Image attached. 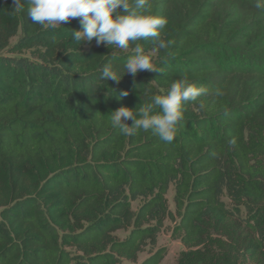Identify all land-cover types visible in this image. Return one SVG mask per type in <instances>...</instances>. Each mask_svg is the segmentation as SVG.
Returning a JSON list of instances; mask_svg holds the SVG:
<instances>
[{"label": "trees", "instance_id": "trees-1", "mask_svg": "<svg viewBox=\"0 0 264 264\" xmlns=\"http://www.w3.org/2000/svg\"><path fill=\"white\" fill-rule=\"evenodd\" d=\"M255 5L151 0L168 21L166 49L148 38L86 50L71 38L80 18L44 27L28 0L23 9L0 0V264H137L167 219L186 247L177 264H264V7ZM137 43L157 72L125 74ZM109 62L118 83L100 78ZM184 75L207 93L184 105L171 143L111 126L112 112L151 102Z\"/></svg>", "mask_w": 264, "mask_h": 264}, {"label": "clouds", "instance_id": "clouds-1", "mask_svg": "<svg viewBox=\"0 0 264 264\" xmlns=\"http://www.w3.org/2000/svg\"><path fill=\"white\" fill-rule=\"evenodd\" d=\"M255 6L264 7V0H256ZM23 8L24 0H14V9ZM27 11L34 24L51 28L80 18L82 28L72 30L71 37L80 46L94 39L97 45H114L118 49H128L130 42L148 38L159 49H166L171 43L161 38L168 21L151 12V0H28ZM124 68L125 74L133 77L142 71H158L152 57L138 43ZM100 78L118 83L122 77L109 62L103 65ZM206 93V88L190 82L184 75L175 80L166 93L153 95L151 102L136 109L121 107L112 112L110 123L124 135H133L137 130L151 131L159 140L171 143L183 120L184 105ZM127 95V91L120 94L121 98ZM200 106L204 107L203 104ZM129 120L133 122L131 126L127 123ZM230 143H235V140Z\"/></svg>", "mask_w": 264, "mask_h": 264}, {"label": "rangeland", "instance_id": "rangeland-1", "mask_svg": "<svg viewBox=\"0 0 264 264\" xmlns=\"http://www.w3.org/2000/svg\"><path fill=\"white\" fill-rule=\"evenodd\" d=\"M18 39L19 37L13 38L11 40V44H14ZM92 46H97V43H87L85 49L88 50ZM167 197H168V203H169L170 209L172 211H175V203L173 199L174 197V186L173 185H171L170 190L167 194ZM225 200L227 201V198H225ZM142 203H143L142 199L134 201L132 204L133 209L137 210ZM174 226H175L174 221L170 219H167L165 221V226L159 235L156 246L155 247L147 246L145 250L142 253H140L139 261L137 264H141V262H143L149 256L151 251H156L157 249L161 247H167L168 249V254L161 264H177L178 263V259L180 255L186 250V247L183 245V243L179 239L174 238V235H173ZM130 231H131V228L118 230L116 232V235L119 238L123 239L130 233ZM131 264H134V263H131Z\"/></svg>", "mask_w": 264, "mask_h": 264}]
</instances>
